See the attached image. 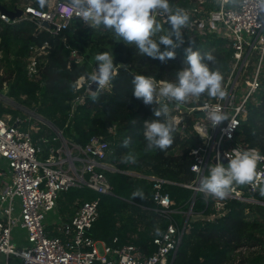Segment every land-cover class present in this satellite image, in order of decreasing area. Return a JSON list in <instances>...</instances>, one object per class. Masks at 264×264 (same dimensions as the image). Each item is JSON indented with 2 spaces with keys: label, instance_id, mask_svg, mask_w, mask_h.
Returning <instances> with one entry per match:
<instances>
[{
  "label": "built area",
  "instance_id": "1",
  "mask_svg": "<svg viewBox=\"0 0 264 264\" xmlns=\"http://www.w3.org/2000/svg\"><path fill=\"white\" fill-rule=\"evenodd\" d=\"M4 2L8 4L9 0ZM193 3L189 0L185 9L192 18L187 25L190 37L216 36L224 39L233 52L231 70L223 81L228 95L223 100L210 98L193 107H185V111L181 109L182 104L163 101L168 103L179 141L194 135L198 145L189 153L190 180L171 182L155 176L143 177L151 184L153 212L167 222L161 230L163 235L150 236L148 246L153 248L152 252L147 253L128 242L122 246H109L89 235L99 217L100 197L112 192L104 171L119 172L106 163L110 155L108 141L93 136L84 146H79L65 140L59 132L51 139H34L38 126L36 130L32 126L26 129L23 126L31 118L3 114L0 116V255L5 258L4 264H10V258L20 260V264H170L192 222H214L223 218L231 200L264 207V196L259 194L258 187L254 190L251 185H233L223 200L201 192L198 187L201 176L208 175L217 162L222 163V158L229 162L233 149L254 148L237 140L236 133L250 108L259 105L258 94L263 88L264 0H238L235 6L227 0H195ZM9 12H21V16L11 19L0 12V21L4 24L28 20L40 31L54 36L73 18H79L69 2L60 1L45 12L23 3ZM156 17L167 24L165 16L157 13ZM48 49L47 43L30 48L25 65L28 80L34 81L39 76V65L45 60ZM253 54L256 64L250 62ZM71 56L76 64L81 63L75 52ZM161 81L170 82L157 80L158 83ZM107 87L111 89V85ZM75 88L81 90L82 86L76 82ZM80 101L72 102L70 116ZM212 111L226 114L228 121L214 126L209 117ZM187 119L192 122L190 131H187ZM42 146H46L45 150ZM257 171L261 173L259 184L264 185V161L258 164ZM167 186L191 191V196L185 203L177 205L166 191ZM72 189L88 190L95 198L91 201L76 199L74 213L68 220L48 224V214L57 213L59 194ZM198 198L204 202V210L196 212L194 205ZM15 228L26 232L27 244L21 249L12 245ZM117 242L116 237L112 244ZM254 250H235L234 264L239 263L240 256Z\"/></svg>",
  "mask_w": 264,
  "mask_h": 264
},
{
  "label": "trees",
  "instance_id": "2",
  "mask_svg": "<svg viewBox=\"0 0 264 264\" xmlns=\"http://www.w3.org/2000/svg\"><path fill=\"white\" fill-rule=\"evenodd\" d=\"M20 3L42 12L48 9V3L41 9L37 0H9L8 4L3 6L11 11ZM170 3L173 7L186 9L189 0H170ZM161 25L165 30L169 27L168 24ZM182 31L185 43L175 49V59L161 62L140 55L134 45L118 41L119 38L102 25L92 28L84 25L79 18H73L68 26L55 36L40 31L32 21L20 20L13 25L0 21V65L9 79H14L9 88L10 95H24L32 99L37 106L36 113L69 142L84 146L91 137L98 136L111 143L112 161L126 156L129 152L136 156L134 164H119L116 168L119 172L104 171L112 186V192L100 197L99 217L89 234L109 246L124 245L126 235L134 232L139 223L145 231L138 234L139 240L135 245L150 253L153 249L148 246L151 239L150 230L157 227L163 230L167 225L166 221L158 218L153 212L154 205L150 200L151 184L145 179L133 178L122 172L134 170L171 182L185 181L190 178V150L198 145L194 135L179 141L177 133L174 132V142L166 151L147 150V141L143 134L144 121L155 119L153 108L159 105H145L141 99L134 97L133 76L141 74L153 76L156 80L175 82L176 72L186 66L184 49L190 44L193 50L210 52L217 58V66L224 80L231 70L233 52L225 48L228 43L224 39L213 35L191 38L188 26ZM45 43L49 49L45 60L39 65V76L34 81L28 80L25 65L30 48L41 47ZM161 50H164L163 45ZM106 51L113 54L116 75L110 83L111 89L97 91L98 100L94 102L92 96L97 92L92 95L84 94L86 87L74 91L72 85L80 78L88 81L86 74L93 72L97 66L95 55ZM72 52L81 59V63L76 64L71 59ZM8 77H0V93ZM203 97L208 96L205 94ZM79 99L81 101L70 116L72 102ZM258 100L259 105L250 108L246 120L236 133V139L258 149L260 154L264 155V88L260 90ZM8 113L19 115L18 111L0 103V116ZM186 122L189 126L187 131H190L192 122L190 119ZM258 123L261 124L260 127ZM38 128L34 139L45 137L42 131L44 125L39 124ZM127 136L132 137V144L129 148H124L122 142ZM52 137L54 135L50 134V138ZM176 148L182 153L175 155ZM138 190L142 192V197L134 195ZM84 191L86 190L74 189L67 195L71 202L76 199L91 201L95 198L94 194L85 197ZM166 191L177 205L185 203L191 196V191L176 186H167ZM228 208V213L214 222H192L189 233L182 238L172 264H234V252L239 248L255 250L240 256L238 264H264V207L231 200ZM194 210H204V202L201 199L198 198L195 202ZM116 237L118 242L112 244Z\"/></svg>",
  "mask_w": 264,
  "mask_h": 264
},
{
  "label": "clouds",
  "instance_id": "3",
  "mask_svg": "<svg viewBox=\"0 0 264 264\" xmlns=\"http://www.w3.org/2000/svg\"><path fill=\"white\" fill-rule=\"evenodd\" d=\"M235 6L238 0H227ZM43 9L48 0H37ZM71 9L92 28L101 25L111 31L118 41L126 45H134L140 55L166 62L175 59V49L181 47L184 41V29L190 21L187 10L173 7L170 0H69ZM165 16L169 27L165 28L157 21L156 14ZM163 33V34H161ZM161 45L164 50H161ZM185 67L176 72L175 82H157L156 78L147 75H134L132 79L133 95L141 99L145 105H159L153 108L155 119L144 121V137L147 141V150L159 149L166 151L174 142L175 123L170 117L168 102L177 105L185 103L190 98H199L207 95L210 98L223 100L228 95L223 86V74L217 66V58L210 52L201 53L193 50L191 44L184 49ZM96 69L86 74L88 81L98 85L103 90L110 85L116 75L112 52H102L95 55ZM125 67V65H121ZM216 66V67H211ZM75 91V84L72 85ZM97 94L92 96L98 100ZM214 126L228 121V116L219 111L209 113ZM132 137L127 136L122 147L129 148ZM232 157L227 166L217 162L209 169V174L201 176L198 187L201 192L209 193L218 199H225L233 185H251L259 194L264 196V185L259 184L261 173L257 171L258 164L264 161V155L255 149L232 150ZM123 163H136V156L129 152L122 157ZM134 195H140L137 191ZM155 235L163 232L159 227Z\"/></svg>",
  "mask_w": 264,
  "mask_h": 264
},
{
  "label": "rangeland",
  "instance_id": "4",
  "mask_svg": "<svg viewBox=\"0 0 264 264\" xmlns=\"http://www.w3.org/2000/svg\"><path fill=\"white\" fill-rule=\"evenodd\" d=\"M191 1H192V3H193V1L195 2V0H191ZM56 2H59V0H50L49 3H48V7H52ZM67 2H69V1H67ZM0 4L4 5L6 3L4 2V0H0ZM208 9L209 8L206 7V10H208ZM211 9H212V6H211ZM156 19H157V21L160 24L161 23L163 24V22L159 21L157 17H156ZM82 22H83L84 25L89 26L84 21H82ZM225 48L231 50L228 44H227V46ZM250 62L252 64H256V57L254 56V54L250 58ZM95 69L96 68L94 67L93 71ZM250 70H251V68L248 69V72ZM248 72H247V74H248ZM0 77L1 78H7L8 77V75H6L4 73V68L1 65H0ZM263 79H264V74H263V77L261 78V84H262V86L264 88ZM13 80H14L13 78L9 79V77H8V79L5 80V82L3 83V89H2V91L0 93V103H2V105H4V106H8L9 109H11L13 111H18L19 115L22 117V119L23 118H27V119L31 118L28 123L23 125L25 129L30 127V126H32V128L33 129L35 128V130H36V126H39V124H42V125H44V130H42V131H43L45 137H47L48 139H51L50 138V134H53L54 136H56L57 132H58L57 129L52 127L51 124H50L51 125L50 126L49 124L44 122V119H42V116H40L38 113H36V107L37 106L35 105V103L33 102L32 99H30V98H28L27 96H24V95L15 97V96L9 94V88H10V85L13 82ZM239 80H240V82L242 81V79H239ZM170 82H172V81H170ZM77 83L80 86H82V88L86 87V89L84 91V94H90V95L95 94V93H92L89 90L90 87H87L88 85H90L92 83L87 81L85 78H82V80H80V81L78 80ZM103 90H110V88L107 87V88H105ZM203 96H205V95H202L199 98H190L185 103H182V107H181V109H183L182 111L186 110L185 107H188V106L190 107V104H197L199 102L207 101V100L210 99V97H203ZM10 115H12V114H10ZM258 124H259V127H260L261 124L260 123H258ZM34 135H35V132H34ZM42 148L45 150L46 146H42ZM181 153L182 152L179 151V149H177V148L174 150V154H181ZM112 154H113V148L111 147V143H110V155H109V159L107 160L106 163H108L109 165L117 168V166L119 164H122V157L118 158V160H116V161H112L110 159ZM44 156H45V154L43 153L42 157H44ZM142 169H143V167L141 168V170ZM122 173H125V174H127V175H129V176H131L133 178H140V179H144L143 177L146 176V175L143 174V172H141V171L137 172V171H134V170L133 171H123ZM190 179L191 178H189V180ZM186 180H188V179H186ZM73 190L74 189H72V191ZM68 192H62V193L59 194V198L57 200V205H56L57 213L55 212L54 215L51 214V213L48 214V216H47L48 217V221H47L48 224L50 222L61 223V222L65 221V220H68L73 215L74 208L76 206V204H75L76 200L71 202V200L69 199V196L67 195ZM84 192H85L84 193L85 197L93 195V193L88 191V190H86ZM263 199H264V197H263ZM177 220L180 222L179 218ZM47 229H48V227H47ZM155 230H156V228H152L150 230V232H149V236H151L152 234H155ZM144 231H145V228L143 227V225L137 223L135 231L134 232H129L126 235V237H127L126 242L135 244V242H138V240H139L138 234L142 233ZM25 238H26V232L23 231V230H20L19 228H15L13 230L12 239H11L12 245L16 249H21L22 247L26 246V244H27ZM98 249L101 250L100 245H98ZM4 263H5V258H4V256L0 255V264H4ZM9 263L10 264H20V260L14 259V258H10V262Z\"/></svg>",
  "mask_w": 264,
  "mask_h": 264
},
{
  "label": "water",
  "instance_id": "5",
  "mask_svg": "<svg viewBox=\"0 0 264 264\" xmlns=\"http://www.w3.org/2000/svg\"><path fill=\"white\" fill-rule=\"evenodd\" d=\"M0 12H1V13H5V14H7L11 19H14V18H17V17H20V16H21V12H9V11L6 10L5 7H3V6H1V5H0ZM95 68H96V66H95ZM97 87H98V85L95 84V83H93V84H91V86H90L89 89H90V91H91L92 93H96V92H97ZM42 119H43V118H42ZM44 122H46L47 124L50 125V123H48L47 121L44 120ZM50 126H51V125H50ZM221 161H222L223 164L228 163L227 160H225L224 158H222ZM172 261H173V260H172ZM172 261H171L170 264H172Z\"/></svg>",
  "mask_w": 264,
  "mask_h": 264
},
{
  "label": "crops",
  "instance_id": "6",
  "mask_svg": "<svg viewBox=\"0 0 264 264\" xmlns=\"http://www.w3.org/2000/svg\"><path fill=\"white\" fill-rule=\"evenodd\" d=\"M150 237V236H149Z\"/></svg>",
  "mask_w": 264,
  "mask_h": 264
}]
</instances>
